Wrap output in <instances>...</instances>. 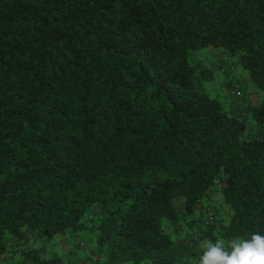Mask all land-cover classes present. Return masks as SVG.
Here are the masks:
<instances>
[{
  "label": "trees",
  "instance_id": "16d2710c",
  "mask_svg": "<svg viewBox=\"0 0 264 264\" xmlns=\"http://www.w3.org/2000/svg\"><path fill=\"white\" fill-rule=\"evenodd\" d=\"M210 47L264 93V0H0V264L264 235V99L211 98Z\"/></svg>",
  "mask_w": 264,
  "mask_h": 264
},
{
  "label": "rangeland",
  "instance_id": "374dc122",
  "mask_svg": "<svg viewBox=\"0 0 264 264\" xmlns=\"http://www.w3.org/2000/svg\"><path fill=\"white\" fill-rule=\"evenodd\" d=\"M225 56L229 59L225 58ZM195 58L197 61L204 62L214 70V79L205 82L204 85L211 98L221 99L222 96H225L232 101L233 99L230 96L235 92L234 90H239L240 94L236 99L240 100L241 98V102L243 103H241V106H246L247 99H256L258 104L262 103L264 93L251 82L247 70L237 63L234 57L228 56L227 53H224L219 48L210 47L194 52L193 59ZM220 65H223L225 70H222ZM226 69L230 70V76L226 75ZM231 82L233 85H228ZM242 96H244V100Z\"/></svg>",
  "mask_w": 264,
  "mask_h": 264
},
{
  "label": "clouds",
  "instance_id": "9594fccd",
  "mask_svg": "<svg viewBox=\"0 0 264 264\" xmlns=\"http://www.w3.org/2000/svg\"><path fill=\"white\" fill-rule=\"evenodd\" d=\"M199 264H264V235L254 233L247 239L234 238L227 244L217 237L199 240Z\"/></svg>",
  "mask_w": 264,
  "mask_h": 264
}]
</instances>
